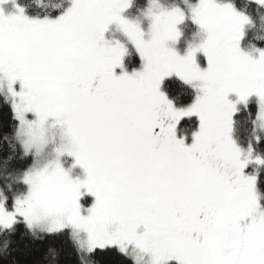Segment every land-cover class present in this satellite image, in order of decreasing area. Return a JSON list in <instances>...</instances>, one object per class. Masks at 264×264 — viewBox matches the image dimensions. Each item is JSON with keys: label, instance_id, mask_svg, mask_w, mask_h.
<instances>
[{"label": "snow or ice", "instance_id": "obj_1", "mask_svg": "<svg viewBox=\"0 0 264 264\" xmlns=\"http://www.w3.org/2000/svg\"><path fill=\"white\" fill-rule=\"evenodd\" d=\"M257 21L264 0H0V264H264Z\"/></svg>", "mask_w": 264, "mask_h": 264}, {"label": "trees", "instance_id": "obj_2", "mask_svg": "<svg viewBox=\"0 0 264 264\" xmlns=\"http://www.w3.org/2000/svg\"><path fill=\"white\" fill-rule=\"evenodd\" d=\"M22 5L28 7L29 13H35L36 11L40 13H47L53 10L56 0H19ZM255 35H264V28H262L259 21H257V26L253 30ZM243 120V119H242ZM239 129V127H238ZM0 180L11 183L12 179L7 175H0Z\"/></svg>", "mask_w": 264, "mask_h": 264}, {"label": "rangeland", "instance_id": "obj_3", "mask_svg": "<svg viewBox=\"0 0 264 264\" xmlns=\"http://www.w3.org/2000/svg\"><path fill=\"white\" fill-rule=\"evenodd\" d=\"M6 10L7 11H11L12 10V6L11 5H7L6 6ZM239 127V132L243 137H247L248 134L251 132V125L247 122L246 119H243L241 121V124L238 125Z\"/></svg>", "mask_w": 264, "mask_h": 264}]
</instances>
